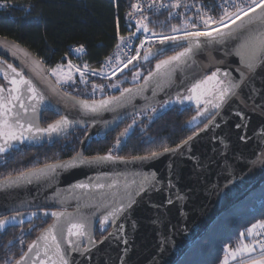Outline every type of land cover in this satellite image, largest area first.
Segmentation results:
<instances>
[{"label": "snow or ice", "instance_id": "obj_1", "mask_svg": "<svg viewBox=\"0 0 264 264\" xmlns=\"http://www.w3.org/2000/svg\"><path fill=\"white\" fill-rule=\"evenodd\" d=\"M0 6L7 7V0H2ZM220 15L218 17L210 15L205 10V6L200 4H192L189 6L182 3V0H172L171 3H165L164 0H146V3L131 4V9L127 15L136 20V32H143L146 35L140 41L139 46L135 49V55L129 57L126 62H121L119 53H117L116 70L123 71L129 64L136 61L141 56V48H144L145 42L150 41L153 37L160 45L171 42L173 45L181 46L180 51L174 52L173 55L160 59L155 64V70L149 71L144 76L143 88H147L152 81L157 82V86H163L160 81H166L167 86H175L177 91L175 96H170L160 105L166 108L170 104L184 105L185 102L195 103L196 114L188 121L189 125H199L203 123V127L198 131H194L192 135L182 140L174 148L164 146L159 151H150L146 156L131 157L133 161L153 160L165 154L179 153L185 155V151L191 152V142L200 135L201 132L208 131L210 128L220 127L217 117H220L224 123H227L223 116L225 109L232 111L235 116L240 118V123L235 124L236 129H246L248 116L243 110L231 109L230 105L233 101H239L240 104L248 108V100L254 95L261 92V89L255 87L254 78L259 68L264 67V0H219ZM189 7L195 8L194 16H186L183 11L173 12V9ZM145 9L153 10L154 14L161 9H167L168 20L180 17L181 23L172 24L167 21L161 22L162 25L167 24L170 28V34L156 32L149 27V17L145 13ZM139 13V18L135 14ZM117 28L119 29V21L117 20ZM119 35V32H118ZM136 35L130 32L128 37L119 36L120 43L116 45L117 49L121 45L128 46L131 38ZM0 46H3L0 44ZM10 49H15L13 55L20 51L17 45L11 44ZM223 50L225 57L233 56L238 58V64L235 68L222 67L225 63L223 60H216L212 56V52ZM73 52L77 55L84 53V46L73 48ZM155 51H163V49L154 50L153 47L144 48L143 59L148 60L154 55ZM207 53L208 63L204 64L197 60L198 54ZM27 57V53H25ZM111 63V59L108 60ZM6 62L0 61V64ZM35 68L40 67V61L32 60ZM122 63V67H121ZM91 72L93 75H105L103 68L99 70L90 69L87 63H84L83 70L73 65L71 61L64 64H57L55 68L49 69L51 76L56 77V85L74 82V72L79 73L81 83H86V74ZM0 73L3 74L7 86L0 85V154L6 153L13 148L14 142L23 143L28 140H37L42 136L59 135L67 130L74 123L67 116H60L59 119L47 125L40 127L38 123V114L41 107H52L50 103L46 104V92L41 91L32 81L26 78L22 71H18L12 64H6V68L0 67ZM179 73V76L177 74ZM234 73L236 75H234ZM140 73L133 74V80L139 79ZM43 79V77H42ZM178 81V82H177ZM116 87L115 84L110 85ZM100 86L93 85V92ZM183 88L184 91L179 89ZM245 89H248L247 98H245ZM102 90V89H101ZM142 89H137L139 92ZM53 91H56L53 89ZM132 89H123L120 96H110L100 101L93 100L91 103L87 100H79L72 97L70 93H57L62 98H67L78 103L84 110L92 113L101 110H107L110 105L116 102H122L132 94ZM155 95V92L153 93ZM255 112L256 106L250 108ZM260 110L264 112V105L260 106ZM152 113H156L157 109L153 107ZM135 124V121H133ZM133 125H128L121 133L124 136L128 133ZM261 141H264V128L257 133ZM214 140H218L225 150L229 149L225 136H218L214 133ZM238 139L247 143L250 139L246 134H241ZM121 140H116V147H119ZM190 159L193 157H189ZM241 159V157H236ZM104 161H121L128 162V158L123 156H115L112 150L104 156L83 157L79 153L67 162H57L56 164H46L42 168H31L27 171L18 173L15 177L8 176L4 181H0V186L11 187L18 186L22 181L32 183V178L39 179L41 176H49L54 173L57 168H68L77 164L92 165ZM251 164H264V153L260 157L250 162ZM167 172L163 177L157 173H133L131 177L124 176L123 179H113L110 183H78L74 187L79 189H98L104 190L103 204L104 211L99 217L100 231H107L109 224L115 227V231L108 232L106 236L102 235L101 239H95L93 230V216L95 212L84 214L77 206L75 213L65 211H51L41 209L44 217L51 216L53 223L42 229L40 235L27 245V251L23 252L18 259L5 260L4 264H74V260H70V253H79L81 256L90 254L92 248H98L110 238L121 240L128 245L127 234L125 232V223L117 224V221L123 219L129 222L131 227L135 229L138 221L133 217V213L142 205L153 209L154 215L150 219V224L154 227L163 226L166 222V216L169 206L182 205L191 194V190L185 191L178 187V177L180 172L177 170L175 161H171L167 166ZM196 167H202L199 160L196 161ZM231 166L229 165V168ZM231 175V172H229ZM236 177H232L229 183L234 182ZM163 194V202H157L152 199L153 195ZM97 210L100 204L94 206ZM24 213L16 210L15 214L3 216L0 218V232L5 231L9 226H22L25 223ZM30 217H37L38 213L33 211L29 213ZM181 215L183 211L181 209ZM35 226L30 223L28 231ZM21 231L24 229L21 227ZM119 234V235H118ZM246 236L251 238L245 242ZM240 243L236 247L224 246V256L220 264H231L237 261L238 264H264V222H257L246 229V232L239 234ZM11 243V241H9ZM23 244V240L20 241ZM172 243L169 237L162 236L160 250H164V245ZM65 245L67 247H65ZM129 251L128 247L123 249V255L118 257L120 264H128L125 259ZM255 253V255H253Z\"/></svg>", "mask_w": 264, "mask_h": 264}, {"label": "water", "instance_id": "obj_2", "mask_svg": "<svg viewBox=\"0 0 264 264\" xmlns=\"http://www.w3.org/2000/svg\"><path fill=\"white\" fill-rule=\"evenodd\" d=\"M0 44L3 45L0 46V57L16 67L18 71H22L26 78L32 79L41 91L46 92V104L50 103L52 107H41L38 114L39 126L42 127L41 120L45 113L53 114L57 119L62 115L67 116L74 121L66 131L59 135H53L52 137L44 135L40 139L28 140L23 143L14 142L13 148L5 154L17 150L21 145H52L66 140L78 129L87 128L88 132L82 139L77 152L85 157V148L91 137H104L131 117L150 111L153 107L157 109V112L150 118V122L156 121L173 109L183 111L191 107L196 108L194 102H185L184 105L170 104L166 108H161L160 105L164 100L170 96H175L176 87H169L167 82L162 80L160 84L163 86V90H161V87L157 86V82L154 80L147 88H143L145 82L142 79L139 84L127 87V89L133 90L130 96L126 94L127 99L113 103L107 110L92 113L84 110L78 103L62 98L61 95L57 94L65 91L56 85L47 67L33 53L6 38L0 37ZM11 44L17 45L20 49L16 52V55L12 54L16 50L10 49ZM181 46H184L183 43ZM181 46L173 45L171 42L164 45L158 44L153 47L154 50L163 49V51H155L154 55L150 56L147 61L143 59V52L138 60L123 69L118 75L122 76L140 66L151 63L168 51L181 50ZM25 53H27V57H25ZM212 56L216 60L225 62L222 67L235 68L239 62L237 57H225L223 50L212 52ZM32 60L42 62L40 67L43 71H40L39 68L34 69L31 63ZM197 60L207 64L209 62L207 53L198 54ZM156 63H154L152 71L155 70ZM234 75L236 74L234 73ZM177 76H179V73ZM254 84L256 88L261 89V92L247 101L248 108H245L239 101H233L230 105L231 109H240L246 113L248 116L246 129H236L235 124L240 123V118L235 116L232 111L225 109L223 116L226 118L227 123L217 117L220 127L201 132L191 142V152L184 150V156L179 153H169L153 160L133 161L128 158L127 163L104 161L92 165L77 164L68 168H57L54 173L49 176H41L39 179L33 177L32 183L22 181L18 186H0V218L13 215L16 210H19L25 214L24 224L30 223L32 219H40L49 220L48 225H50L53 223V218L50 215L44 217L40 211L41 209L48 212L66 210L69 213H75L79 205L84 214L95 212V216L92 218L95 233L97 226H99V217L104 211L103 204L107 202L103 198L104 190L79 189L74 187L76 184H95L97 182L107 184L113 179L122 180L124 176L131 177V174L137 172H155L158 176L163 177L167 172L166 166L171 161H175L177 170L180 172V176L177 178L178 187L185 191L191 190V194L186 201L182 202V205L169 206L166 222L163 226L154 227L151 225L149 221L153 217L154 211L147 205H142L132 214L138 221L135 229L123 219L117 221V224L125 223L128 245H125L121 240L110 238L99 245L98 248H92L90 254L81 256L79 253H70L69 258L74 260V264H120L118 257L123 255V249L128 247L129 251L125 257L128 264H178L187 251L207 233L210 227L226 211L264 184V164L253 165L250 163L264 153V141H261L257 136V133L264 128V112L260 110V106L264 105V67L259 68L254 78ZM53 89L56 91H53ZM137 89L142 90L137 92ZM179 90L184 91L183 88ZM247 93L248 89H245V98H247ZM114 96L119 97L120 93ZM77 98L87 100L89 103L93 101ZM102 99H96L95 101ZM252 106H256L257 110L255 112L250 110ZM188 121L184 124V127L188 128L189 131L195 127H203V123L189 125ZM132 131L133 126L122 138L121 145L128 140ZM214 133L226 137V143L229 145L228 150H225L218 140L213 139ZM242 133L250 138L247 143L238 139ZM238 156L241 159H236ZM189 157L193 158L190 159ZM71 158L57 162H67ZM197 159L202 167H196ZM57 162L49 164H56ZM229 172H231V175H229ZM232 177H236V179L234 182L229 183ZM4 180L1 179L0 181ZM152 199L163 202L164 197L163 194H154ZM97 204H100L99 210L94 207ZM181 209L183 215H181ZM33 211L38 213L37 217H30L29 213ZM10 227L12 226L8 228ZM113 231H115V227L109 224L107 231L100 232L106 236L108 232ZM40 232L33 240L40 235ZM162 236H167L170 241H174V246L172 243H168L164 245V250L161 251ZM18 241L19 239L11 241V243L8 242L4 250L13 247ZM65 247L67 246L65 245ZM25 251H27V246Z\"/></svg>", "mask_w": 264, "mask_h": 264}, {"label": "trees", "instance_id": "obj_3", "mask_svg": "<svg viewBox=\"0 0 264 264\" xmlns=\"http://www.w3.org/2000/svg\"><path fill=\"white\" fill-rule=\"evenodd\" d=\"M0 2L2 3V0ZM7 3L8 6L0 10V37L12 40L29 50L48 70L57 64H66L68 48L80 45L87 51L83 62L91 68H96L115 47L118 32L120 34L126 32L123 16L129 7V0H7ZM165 16L160 14L157 19H166ZM166 53L165 56L174 54ZM141 69L147 75L146 73L151 71V64L143 65ZM124 78L126 77L123 75H117L108 84ZM127 87L128 82L122 84V89ZM68 93L86 99L79 87L76 91ZM46 117H52L53 120L57 118L48 113L42 122H45ZM143 122L137 124L134 134L130 136L122 150L116 148L115 143L118 138L122 139L125 136H121V133L124 132L123 128L128 127V121L104 137H91L84 156L90 158L106 155L110 149L112 153L116 152L118 156L126 158L146 156L150 151H159L164 146L172 148L192 135L188 128L184 127L186 118L182 117V113L177 109L165 113L156 121ZM87 132V128L78 129L66 140L22 151L16 158L17 164L5 169V178L73 157L77 154ZM263 221L264 184L226 211L187 251L178 264H220L224 256V246L235 247L241 232H245L252 224ZM49 222L38 221L33 224L35 227L31 231H28L29 228L24 231L15 229L6 237L5 233H2L0 264H4L5 260L19 258L26 246ZM94 235L96 240L101 238L99 226ZM20 236L23 244L19 240L15 246L4 250L6 242Z\"/></svg>", "mask_w": 264, "mask_h": 264}, {"label": "built area", "instance_id": "obj_4", "mask_svg": "<svg viewBox=\"0 0 264 264\" xmlns=\"http://www.w3.org/2000/svg\"><path fill=\"white\" fill-rule=\"evenodd\" d=\"M137 2H138V0H129V7L127 8V10L123 16V21H124V24L126 26V32L124 34L119 33V35L117 36L116 45L120 43L119 36L128 37L130 32H135L136 35L131 38L130 44L128 46H125L122 44L120 49H117V47L115 45V47L113 48L111 53L101 61V63L99 64L98 67H96V68L90 67V69H96L98 72L101 68H103V72L105 73V75H100V74L93 75L89 71L86 74L87 75V82L86 83H81V81L79 79V84H77V85L79 88L82 89L83 94L86 97V99L96 100V99H102V98H106V97L111 96L110 95L111 93L108 92V89H106L105 84L110 82L115 76H117L121 72L119 70H116L115 74H113V71H114V69H116V65H117V53H119L120 61L126 62V60L129 57L134 56L136 54L135 49L139 46L140 41L142 39H144V37L146 35H150V33L145 34L142 31L136 32V20H135V18L129 17L127 15V13L132 11L131 4L137 3ZM139 2L141 4H144V3H146V0H139ZM164 2L165 3H171L172 0H164ZM182 3H186L189 6H191L194 3L197 4L198 6L200 4H203L205 6V10L209 11L210 15H213L216 17H218L220 15V8L218 6L219 0H182ZM4 8L5 7L0 6V10H2ZM172 11L173 12L183 11L186 16H194L196 9L189 7L187 10H185L182 7L180 9H173ZM167 12H168L167 9H161L159 12L154 14L153 10L145 9V13L149 17V21H148L149 27L153 28L156 32H163L165 34H170V28L167 26V24L162 25L161 22L167 21L168 23L179 25L181 23V19H180V17H176V18L171 19L169 21L168 16H167ZM160 14L166 15L165 16L166 19L158 20L157 16ZM135 16H136V18H139L140 14L136 13ZM157 45H158V43L156 42V38L153 37L150 41L145 42L144 48L155 47ZM76 47H79V46H71L68 48V53L65 57L66 63L71 61L73 65L78 66V63H80L83 66L84 65L83 58L87 54V51L84 48V50H85L84 53L82 55H77L75 52L72 51V49L76 48ZM144 48H141V50H140L141 55L144 52ZM109 58L111 59V63L108 62ZM122 66L123 65L121 63V67ZM93 85H98V86H100V88H98L95 92H93Z\"/></svg>", "mask_w": 264, "mask_h": 264}, {"label": "flooded vegetation", "instance_id": "obj_5", "mask_svg": "<svg viewBox=\"0 0 264 264\" xmlns=\"http://www.w3.org/2000/svg\"><path fill=\"white\" fill-rule=\"evenodd\" d=\"M180 49H176V50H171V51H168V52H172V53H174V52H176V51H179ZM165 54H167V53H165ZM165 54H163V55H161V56H159L155 61H153V62H151V63H148V64H151V71H152V68H153V65H154V63H156L158 60H160V59H164L166 56H165ZM0 61H4V62H6V63H4V64H0V67H3V68H6V64H8L9 62L8 61H6L5 59H3V58H1L0 57ZM148 64H146V65H148ZM138 71H141V75L144 77V70H142L141 69V66L139 67V68H137L136 70H134V71H129L128 73H126L125 75H123V77H130V76H132L134 73H137ZM149 73V71L146 73V74H148ZM141 80H142V78L140 79V81H139V83L141 82ZM0 85H5V86H7V83H6V81L4 80V77H3V74L2 73H0ZM174 110H176V109H174ZM178 110V109H177ZM180 113H182V117H185L186 118V122L191 118V117H193L195 114H196V108L195 107H191V108H189V109H185V110H183V111H180ZM48 113H45L43 116H42V120H43V117H45L46 115H47ZM153 114L154 113H152V111L150 110V111H147V112H145V113H142V114H139V115H137V116H135L133 119H129V120H127L128 121V125H130V123L132 122V124L131 125H133V131H132V134H134V132H135V129H136V127H137V124H139V123H144L143 121L144 120H150V118L153 116ZM57 119V118H56ZM42 120H41V125H42V127H46L48 124H50V123H52V122H54L55 120H53L52 119V117H46L45 118V122H42ZM133 121H135V124H133ZM127 127V126H126ZM125 127V128H126ZM125 128H123V129H125ZM199 128H201V126L200 127H195L194 129H192L191 131H189V132H191V133H193L194 131H197ZM131 134V135H132ZM130 138V137H129ZM128 138V139H129ZM120 140H122L121 138H120ZM127 142V141H126ZM126 142L123 144V145H119V147H116V148H118V149H120V150H122V148L124 147V145L126 144ZM55 144V143H54ZM41 146H48V145H21L17 150H12V151H9L7 154H5V153H2V154H0V180L1 179H5V169H9V167L10 166H14L15 164H17L16 163V158H17V156L22 152V151H24V150H27V149H31L32 147H34V148H39V147H41ZM115 146H116V143H115ZM113 155H115V156H118L117 154H116V152H113L112 153ZM38 221H41L40 219H38V220H36V219H32V221L30 222L32 225L33 224H35L36 222H38ZM30 223H26V224H23L22 226H16V227H10V228H7L5 231H3V232H0V236H1V234L2 233H5V237H6V235H8L9 233H12V232H10V231H13V230H15V229H21V227L23 228V229H26V228H29V226H30ZM23 235V234H22ZM21 235V236H22ZM21 236L20 237H18L17 239H19V240H21L22 238H21ZM17 239H15V240H17ZM12 241H14V240H12ZM9 242V241H8ZM8 242H6V244L8 243ZM17 244V243H16ZM6 246V245H5ZM15 246V245H14ZM12 248V247H11Z\"/></svg>", "mask_w": 264, "mask_h": 264}, {"label": "rangeland", "instance_id": "obj_6", "mask_svg": "<svg viewBox=\"0 0 264 264\" xmlns=\"http://www.w3.org/2000/svg\"><path fill=\"white\" fill-rule=\"evenodd\" d=\"M64 65H67V63L66 64H64ZM78 66L83 70V66L80 64V63H78ZM56 67V66H55ZM55 67H52V68H55ZM52 68H50V69H52ZM139 73H140V78L139 79H136V80H133V75L132 76H130V77H127V78H124L123 80H121V81H115V82H113L112 84L111 83H107V84H105V87H106V89H108V92L109 93H111L110 95L111 96H114V95H117V94H119L120 92H121V90H123L122 89V84H124L125 82H128V84H129V86H133V85H137V84H139V81H140V79L142 78V73H141V71H138ZM50 74V73H49ZM51 76V75H50ZM52 77V79L54 80V82L56 81V77H54V76H51ZM86 80H87V75H86ZM77 84H79V73H75L74 72V82H69V83H67V84H62V85H60L59 87L61 88V89H63L65 92L67 91H76L77 90V87H78V85ZM113 84H115L116 85V87H111L110 85H113ZM77 86V87H76ZM73 87V88H72ZM76 87V88H75ZM72 88V89H71ZM81 89V88H80ZM84 95V94H83ZM110 97V96H109ZM85 99V98H84Z\"/></svg>", "mask_w": 264, "mask_h": 264}, {"label": "crops", "instance_id": "obj_7", "mask_svg": "<svg viewBox=\"0 0 264 264\" xmlns=\"http://www.w3.org/2000/svg\"><path fill=\"white\" fill-rule=\"evenodd\" d=\"M263 222H264V221H263ZM245 232H246V231H245ZM250 239H251V238H248V237L246 236V238H245V242H248ZM239 243H240V239L238 240V242H237V244L235 245V247H236ZM233 248H234V247H233ZM253 255H255V253H254ZM231 264H238V260H237V261H232Z\"/></svg>", "mask_w": 264, "mask_h": 264}]
</instances>
